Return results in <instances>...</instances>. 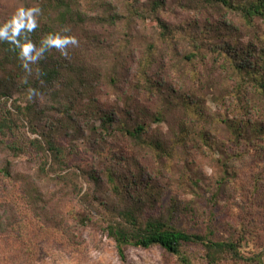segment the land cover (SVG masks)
<instances>
[{
  "label": "trees",
  "instance_id": "obj_1",
  "mask_svg": "<svg viewBox=\"0 0 264 264\" xmlns=\"http://www.w3.org/2000/svg\"><path fill=\"white\" fill-rule=\"evenodd\" d=\"M98 3L97 0H32L16 16L0 20V71L9 77L0 81V101L11 97L17 89H28L25 97L47 93L50 109L61 106L62 114L71 121L86 122L98 117L103 135L120 138V145L130 141L135 146L127 152L119 147L115 155L121 157L128 180L132 187H138L142 198L138 199L136 190L127 204L111 203L110 207L107 204L102 219L122 260L126 259L129 246H161L179 256L184 264H190L184 249L189 245L202 248L211 264L229 258L244 259L234 241L217 240L212 231L187 232L171 225L164 216L145 217L140 206L146 196L166 188L160 182L168 181L167 172L174 175L194 171L192 152L217 153V161L228 172L234 158H241L249 147L264 142V0H177L175 3L185 9L207 16L200 19L194 32L184 31L190 48L177 53L173 80L165 66L168 60L152 50L151 45L156 44H149V51L138 63L136 78L125 82V87L117 83L120 67L102 82L92 64L87 67L79 64L92 56L99 61L97 53L102 52L101 47L115 49L120 57L125 55V51L113 47L114 41L109 44L106 34L109 26L124 18L122 12L109 7L107 11L90 8ZM129 7L128 18H145L151 14L166 35L170 24L159 18V12L167 8L166 0H148L142 11L139 7ZM247 18L250 27L241 22ZM101 29L106 32L102 33ZM123 34L129 44L138 36L127 31ZM104 84L122 89L121 103L106 107L102 104L100 93ZM25 97L1 111L0 171L14 177V162L4 154H21L27 146L46 156L41 167L45 177L58 174V168L66 167L65 151L50 134L41 133V137L30 139L29 143H23L18 136L21 122L32 120L39 107L33 98L23 105ZM209 101L216 105V110L208 105ZM164 122L169 124L168 133L160 126H153ZM29 123L35 126L32 121ZM34 128L33 132L38 133ZM110 171L114 191L119 194L129 189L118 185L114 170ZM203 175V171L196 177L189 174L194 193L203 189ZM16 178L27 182L20 174ZM68 178L63 176L65 183ZM224 182L225 176H221L219 184ZM30 185L25 193L29 197L33 195V203H37L40 191ZM214 190L210 191L212 199L220 193ZM172 212L170 209L171 215ZM4 219L0 218V231L10 227Z\"/></svg>",
  "mask_w": 264,
  "mask_h": 264
},
{
  "label": "rangeland",
  "instance_id": "obj_2",
  "mask_svg": "<svg viewBox=\"0 0 264 264\" xmlns=\"http://www.w3.org/2000/svg\"><path fill=\"white\" fill-rule=\"evenodd\" d=\"M30 1L0 0V20L16 16ZM97 1L101 4H94L90 8H104L107 11L109 7L122 12L124 18L109 26L112 33L100 31L106 32L109 44L112 45L114 41L113 47L125 51V55L120 57L115 49L101 47L102 52L97 53L100 55L99 61L92 56L88 60H80L79 64L82 67L92 64L102 82L116 67H120L119 87H125V82L136 78L138 63L149 51V44H156L151 45L152 50H157L162 58L168 60L165 66L173 80L177 53L190 48L184 31H193L200 19L207 16L185 9L175 3L177 0H166V10L159 12V18L170 24L166 37L159 21L151 14L145 18H128L129 5L142 11L141 8L145 9L144 5H148V0ZM241 22L250 27L248 18L246 21L241 19ZM124 31L138 36L129 44L124 39ZM8 78L0 71V81ZM28 91L17 89L11 97L1 98L0 115L2 110L12 107L15 100L25 97ZM121 92V88L104 84L100 93L102 104L105 107L118 105L121 103ZM49 96L47 93H35L25 97L23 105L33 98L38 101L39 107L32 120L24 118V124L21 122L18 136L23 143H29L30 139L41 137V133L50 134L65 151L66 167L58 168V174L51 173L45 177L41 167L46 163V156L36 149L25 146L21 154H4L14 162L15 176L7 177L0 171V218H5L10 226L0 231V264H184L179 256L161 246H129L126 248V259L120 258L116 243L106 231L107 224L102 219L107 204H127L136 190L138 199L142 198L138 187H132L128 180L124 170L126 165L120 160L121 157L115 155L119 147L127 152L135 146L130 141L120 145V138L103 135L100 131L102 121L98 117L86 122L71 121L62 114L61 106L50 109ZM208 105L216 110L212 101ZM41 107L44 113H41ZM29 121L33 122L35 128ZM164 123L153 126H160L162 131L168 133L169 124ZM49 125L53 126L52 129ZM32 128L38 133L33 132ZM192 153L196 170H188L189 174L196 177L198 172H204L205 185L203 189H198L200 193L192 191L193 182L190 183L188 173L177 172L173 175L169 171L166 176L169 177L168 181L160 182L165 183L166 188L149 194L145 197L147 199L141 201L143 215L164 216L171 225L187 232L212 231L217 240L237 243L244 259L229 258L218 264H264V142L249 147L241 158H234L228 172L217 161V153ZM110 169L115 172L116 183L129 189H123L119 194L113 190L114 185L109 180ZM17 174L25 177L27 182L17 179ZM66 175L69 178L65 183L63 176ZM221 176H225L226 182L219 184ZM30 184L40 191L37 203H33V195L29 197L25 193ZM212 188H215L214 191L220 190L218 198L212 199ZM170 209L174 210L172 215ZM184 249L190 264H211L199 246L189 245Z\"/></svg>",
  "mask_w": 264,
  "mask_h": 264
}]
</instances>
